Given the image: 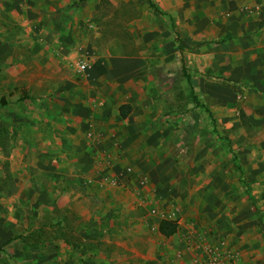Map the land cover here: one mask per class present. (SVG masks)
Segmentation results:
<instances>
[{"label": "crops", "instance_id": "1", "mask_svg": "<svg viewBox=\"0 0 264 264\" xmlns=\"http://www.w3.org/2000/svg\"><path fill=\"white\" fill-rule=\"evenodd\" d=\"M131 1L136 2L134 16L128 14L122 28L113 29L115 35L103 34L97 19L104 2L130 6ZM153 2L157 9L149 0H3L0 5L30 42L28 55L18 57L6 39L8 29H0V264H151L183 249L181 236H163L161 220L149 214L162 204L161 194L169 193L157 178L162 146L174 126L163 120L158 99L164 90L170 96L163 81L173 73L164 70L169 63L163 54L126 52L176 42L172 23L181 40L185 22L190 42L234 48L220 54L219 62L236 61L240 68L234 78L255 83L249 106L261 114L251 126L264 128V0ZM49 56L62 62L58 106L39 99L32 103L56 92L34 86L28 76L19 88L22 72L28 71L23 61L41 67L55 59ZM20 94L28 97L21 107L15 101ZM254 151L250 173L245 172L248 161L235 156L242 161L252 203H264V184L255 179L264 176V154L259 160ZM169 196L183 215V205ZM56 209L62 216L57 218ZM243 223L234 234L211 230L236 251V264H264L256 250L261 243L255 223ZM53 224L58 235L46 233L45 246L24 247L23 239ZM189 227L197 232V221ZM184 256L188 261L191 255Z\"/></svg>", "mask_w": 264, "mask_h": 264}, {"label": "rangeland", "instance_id": "2", "mask_svg": "<svg viewBox=\"0 0 264 264\" xmlns=\"http://www.w3.org/2000/svg\"><path fill=\"white\" fill-rule=\"evenodd\" d=\"M2 3L3 0H0V5ZM121 3L114 6L104 2L97 19L103 34L115 35L113 29L118 25L122 28L123 21L128 14L134 16L137 9L136 2L131 1L130 6H124ZM164 21L168 24V17ZM182 28L184 29L181 32L184 44L183 53L178 49L176 42H166L162 48L126 49V52L129 51L132 54L139 52L147 56L163 54L165 61L169 63L164 70L173 73V79L163 81L167 84L165 87L168 88L170 96L166 97V90H164V97L158 99V102L163 104V114H161L163 120L174 126L172 138L162 146V166L158 169L162 173L157 178V184L169 193H162V197L159 198L162 204L173 199L169 195L177 199L183 205V217L187 225L197 221L198 229L196 230L200 235H206V233L211 236L215 235L211 228L230 231L234 234L244 224L243 222L253 221L261 243V247L256 250L262 257L264 256V203H252L245 195V187L239 182L238 169L233 160V155L236 154L243 157L248 161V164L243 161L246 167L245 172L250 173L249 158L256 153L254 150L258 151L259 160L263 158L264 128L251 126L252 119L261 113L256 110L251 111L249 106L254 102L252 93L256 90V85L251 80L234 78V73L237 72V68H240V64L236 61L228 65L219 62L220 54L225 55L228 51L235 52L233 47L227 50L226 47L213 44L209 48L204 46L203 42L198 43L196 39L190 42L187 38L189 31L185 22L182 23ZM0 29H8L12 37L8 35L6 39L11 45L16 46L15 55L26 57L30 50L27 48L30 42L24 37L25 31L22 26L11 23L1 6ZM182 57L185 58L197 81L196 94L201 103L212 112L215 126L208 113L198 108L193 101L190 86L182 74ZM24 63L23 61L21 66L27 67L25 69L28 71L22 72L19 88L25 84L22 81L28 76L34 86L44 84L56 92L55 95L36 96L31 102L39 99L41 104L44 101L49 106H58L62 101V97L58 96L62 92V62H57L55 58L51 59L46 66L41 67L34 63ZM226 68H229V71ZM171 85H173L172 88H170ZM171 89L173 92H170ZM22 91L19 89V92ZM154 91H157L155 94L159 93L158 90ZM27 98L20 94L16 97V104L21 107L26 103ZM4 102L8 103L5 98ZM242 113L246 115L248 126L242 120ZM48 115L55 117L57 114L48 113ZM152 154H156L155 151ZM241 162L239 159L238 163ZM150 175L152 174L148 176ZM247 176L249 179L254 177L249 174ZM255 179L259 182L262 180L264 184V176ZM1 194L4 196L5 192ZM22 208L21 205L19 210L24 219L26 212ZM56 213L57 218L62 216V209H56ZM201 222L205 224V227L201 226ZM29 227L21 229L24 228L25 232L29 231L31 228ZM50 228L43 230L42 226V234L37 236L35 232L34 238L23 239L24 247L45 246L46 240L43 236L46 233L58 235L59 229L54 224ZM241 229L244 231V228Z\"/></svg>", "mask_w": 264, "mask_h": 264}, {"label": "built area", "instance_id": "3", "mask_svg": "<svg viewBox=\"0 0 264 264\" xmlns=\"http://www.w3.org/2000/svg\"><path fill=\"white\" fill-rule=\"evenodd\" d=\"M81 71L86 69L85 64L79 66ZM149 214L158 217L161 221H173L177 223V232L181 236L183 249L178 250L173 257L162 256L151 264H236L237 253L230 249L226 240L215 235L198 234L187 226V221L181 214L180 209L173 201L165 204H157L149 210ZM197 252V254L194 253ZM193 252V254H191ZM190 254L188 261L183 258L184 254Z\"/></svg>", "mask_w": 264, "mask_h": 264}, {"label": "trees", "instance_id": "4", "mask_svg": "<svg viewBox=\"0 0 264 264\" xmlns=\"http://www.w3.org/2000/svg\"><path fill=\"white\" fill-rule=\"evenodd\" d=\"M149 1H150L151 7L157 9V6L153 2V0H149ZM171 26H172V29H173L174 34H175L176 42L178 43V48H179L180 52L183 53L184 45L182 44L181 37H180L179 33L175 30V28H174L175 26H174L173 23L171 24ZM181 62H182L183 77L185 78L186 82L190 86L191 94H192V98H193L194 103L196 104V106L198 108H202V109H204L205 112L208 113L209 117L212 118V121L214 122V126H215V120L213 118L212 112L210 111V109L208 107H206L203 103H201V101L199 100V98H198V96L196 94L197 81L193 77V75H192V73L190 71V68H189V66H188V64H187V62H186L184 57H182ZM122 110H123V107H122ZM241 115H242L241 116L242 120L247 125L246 115L244 113H242ZM233 160H234L235 166L240 171V180L246 186V191H247V194H248L250 200L253 201V198H252V196L250 194V186L243 179V169H242L241 165L238 163V158L235 155H233ZM159 230H160V233L163 236L170 237V236L174 235L177 232V223L173 222V221H162L160 223Z\"/></svg>", "mask_w": 264, "mask_h": 264}]
</instances>
